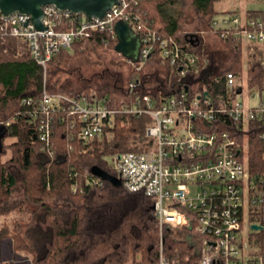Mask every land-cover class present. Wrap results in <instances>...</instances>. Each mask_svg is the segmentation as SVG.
Here are the masks:
<instances>
[{"label": "built area", "instance_id": "obj_1", "mask_svg": "<svg viewBox=\"0 0 264 264\" xmlns=\"http://www.w3.org/2000/svg\"><path fill=\"white\" fill-rule=\"evenodd\" d=\"M131 3L137 0H116L101 18L47 5L42 8L43 29L34 26L29 14L0 13V41L11 36L26 43L44 71L74 41L104 31L116 38L115 23L125 21L141 42L138 61L125 62L137 70L150 64L165 68L170 80H177V88L170 87L167 96L153 98L136 94L143 87L136 77L116 100L93 88L66 94L50 92L44 85L32 114L38 116L40 140L48 146L50 119L56 112L75 119L72 126L79 124L76 134L83 141L112 133L118 116L149 117L144 134L150 144L109 156L108 166L125 189L152 198L160 230L157 264H264V176L251 170L247 152L249 133L264 145V86L249 88L246 80L249 55L258 56L264 67V9H249L254 16L248 9L219 11L212 18L213 33L241 47L243 73L227 71L224 91L210 94L192 87L206 74L210 59L146 27ZM245 87L258 97L255 104L243 100ZM165 231L179 233L187 247L168 256Z\"/></svg>", "mask_w": 264, "mask_h": 264}, {"label": "trees", "instance_id": "obj_2", "mask_svg": "<svg viewBox=\"0 0 264 264\" xmlns=\"http://www.w3.org/2000/svg\"><path fill=\"white\" fill-rule=\"evenodd\" d=\"M219 1L137 0L130 8L149 29L210 59L204 77L192 85L195 89L205 88L210 94L224 91L227 71L243 73L241 47L233 39H220L211 30ZM248 14L257 13L249 10ZM189 15L196 20L199 33L205 32L225 45L229 50L226 58L215 60L203 48L200 34L184 29ZM116 41L111 32H95L74 41L70 49L83 54L90 46L113 47ZM66 50L57 53L48 65L56 57L59 64L69 54ZM248 62V87L262 88L261 60L249 55ZM129 67L128 82L136 77L143 82L136 94L163 98L170 87L178 86L165 68L156 73ZM55 71L52 68L48 75ZM45 76L43 68L31 58L26 43L11 36L0 41V126L5 130L0 142V219L19 215L11 226L0 223V247L7 239L11 241L12 254H25L22 260L1 258L0 264H157L160 230L152 213V198L142 192H130L122 185L114 186L91 173V168L98 166L115 176L107 157L145 149L150 144L144 134L149 117L118 116L110 138L83 141L76 134L79 124L72 126L75 119L67 112H56L50 119L51 132L45 146L40 140L38 116L32 115L46 86ZM46 88L50 92L61 91L52 85ZM28 99L32 103L27 104ZM10 105L12 110L2 114ZM242 137L238 135L240 143ZM247 144L251 170L264 176L263 143L249 133ZM162 237L168 256H173L176 248L187 247L179 233L165 231Z\"/></svg>", "mask_w": 264, "mask_h": 264}, {"label": "rangeland", "instance_id": "obj_3", "mask_svg": "<svg viewBox=\"0 0 264 264\" xmlns=\"http://www.w3.org/2000/svg\"><path fill=\"white\" fill-rule=\"evenodd\" d=\"M216 9L220 12L227 10H237L239 12H245L247 9H264V2L262 0H220L216 5ZM219 14L218 16H221ZM184 29L189 33H199L196 20L191 15L185 20ZM202 46L210 54H213L216 59H224L229 54V50L225 45L214 39L211 35L199 33ZM69 54L57 64L58 58L56 57L45 70V83L49 89V86H53L56 90H61L66 94H73L79 91H85L90 88L100 89L106 92L112 100L121 99L127 90L128 76L130 65L125 62V58L114 50L113 47H94L90 46L89 50L83 54H75V51L68 48L66 50ZM228 59H226V62ZM247 62V58L245 57ZM226 64V63H225ZM151 65L144 68V71L160 72L161 68L156 65L151 69ZM150 67V68H149ZM55 69V74L48 75L51 69ZM245 82V76L243 83ZM84 88H86L84 90ZM251 91L244 90L243 100L246 104H255L258 97L254 99ZM241 98V97H240ZM13 108L9 106L2 114H8ZM112 133L106 137L110 138ZM107 163L112 164L111 158H106ZM19 215L10 214L8 217L0 219V223L6 222L8 225H12L13 218ZM0 259L17 258L21 260L24 258V253L12 254V244L10 240H3L0 247ZM14 255V256H13ZM20 260V261H21ZM18 262V261H17Z\"/></svg>", "mask_w": 264, "mask_h": 264}, {"label": "water", "instance_id": "obj_4", "mask_svg": "<svg viewBox=\"0 0 264 264\" xmlns=\"http://www.w3.org/2000/svg\"><path fill=\"white\" fill-rule=\"evenodd\" d=\"M116 3V0H0V13L9 15L13 12H21L31 15V21L37 29H43L41 18L42 8L47 5H54L62 10H69L74 13H83L86 17L101 18ZM117 43L114 50L124 58L136 62L140 48V39L137 33L125 22L118 21L114 25ZM5 134L4 126H0V142ZM91 173L102 179L109 181L112 185L120 187L121 180L103 170L98 166L91 168ZM253 229L259 228L252 225Z\"/></svg>", "mask_w": 264, "mask_h": 264}]
</instances>
